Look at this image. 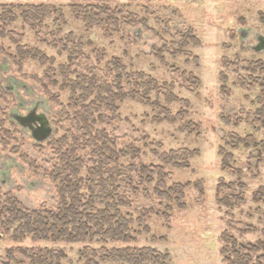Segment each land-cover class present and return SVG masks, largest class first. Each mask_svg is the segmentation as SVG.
<instances>
[{
    "label": "rangeland",
    "instance_id": "374dc122",
    "mask_svg": "<svg viewBox=\"0 0 264 264\" xmlns=\"http://www.w3.org/2000/svg\"><path fill=\"white\" fill-rule=\"evenodd\" d=\"M75 5L106 7L109 13L100 15L101 26H94L71 12ZM4 6L15 8V23L2 21ZM37 6L50 7V16L25 21L22 13ZM110 15L114 20L105 21ZM259 36L264 37V0H0V211L17 201L27 211L57 213L61 180L69 174L62 170L61 157L74 148L82 161L76 180L80 194H89L86 181L96 169L109 188L119 186L129 205L121 213L132 218L135 239H18L16 225L5 226L3 210L0 264H39L34 261L40 254L52 264L47 252H62L65 259L59 264H125L109 253L127 248L151 249L165 256V264H225L222 248L234 260L238 247L249 245L258 247L249 254L252 264H264V128L256 122L257 111L264 108V51L253 50ZM113 59L126 70L123 91H134L136 81L129 76L143 73L160 86L150 103L173 115L186 111L187 117L154 123L151 108L127 99L115 104V114L103 108L95 113L91 107L94 119L102 117L103 123L88 134L79 131L78 120L96 95L85 102V93L72 88L84 77L115 88ZM183 73L199 80L196 89ZM170 85L188 106L166 104ZM33 109L52 129L45 142H36L12 119ZM98 133L107 138V158L113 152L133 153L118 163L103 162ZM221 149L231 155L233 173L222 168ZM185 150L197 152L187 169L163 167L169 174L167 188L186 185L182 207L158 197L147 176L130 171L163 166L154 152L174 151L181 158ZM224 234L237 249L222 241Z\"/></svg>",
    "mask_w": 264,
    "mask_h": 264
},
{
    "label": "trees",
    "instance_id": "16d2710c",
    "mask_svg": "<svg viewBox=\"0 0 264 264\" xmlns=\"http://www.w3.org/2000/svg\"><path fill=\"white\" fill-rule=\"evenodd\" d=\"M72 1L88 2L90 0ZM95 1L102 2L103 0ZM70 9L78 19L82 20L86 24L94 26H101L104 21L99 20L100 15H108L109 13L106 7L99 8L94 6L84 7L75 5L71 6ZM3 10L5 11L4 15L6 18L2 19V21L7 20L9 23H15L16 17L12 13L15 8L12 6H4ZM50 12V7L37 6L30 7L29 10L23 12L22 15L25 21H29L31 19L36 20L49 17ZM112 16L110 15L108 20L105 21L114 20ZM191 41L194 46H197L198 42L195 39ZM112 63L116 69L114 81L115 88L106 85H99L94 77L79 78L81 82H76L72 88L74 91L81 90L85 93V102L89 101L87 99L88 97L96 95V100L85 107V117L78 120L79 131L86 132V134H88L97 123H103L101 121L102 117H99L96 120L94 119V114L90 111L91 107L92 111L95 113L99 111V108H103L105 111H110L115 114L119 110L115 104H121L127 99L141 102L144 106L151 108L153 113H155V118L153 119L154 123L181 122L185 119V117H187L186 111L173 115L168 109L160 106L158 103H150L149 96L152 93L157 92L160 86L156 80L143 73L135 74L132 76L133 78L129 76L130 79H134L136 81L134 91H123L121 86L126 70L118 62V60L113 59ZM182 77L187 78L192 90L196 89L199 85V80L193 75H186L183 73ZM169 88L170 91L165 97L166 104L180 102L184 106H188L186 101L178 100V98L173 94V85H170ZM256 114V122H260L264 128V108L257 111ZM79 117L81 116L79 115ZM79 123H83V126L81 127ZM98 136L99 140L97 139V141L102 145L101 156L103 158V162L109 160L112 164L118 163L119 159L128 158L133 153L113 152L110 155V158H107L106 154H104V151H107L108 148L107 138L103 134L99 133ZM244 141L252 142V138H246ZM219 154L222 157V168L229 173H233V170L229 165L231 155L224 154L222 149ZM154 155L159 158L163 166H152L149 168L140 166L139 168H136L139 170H135L131 167L130 171L132 173H136L138 171V173L143 177L147 176L145 182L150 185L155 183L154 191L158 197L167 201H174V203L182 207L183 203L181 204V201L184 200L185 197L186 185H174L167 188L166 180L169 178V174L164 171L163 167L170 166L176 169H187L189 157L197 155V152H189L185 150L183 151L181 158L180 154L174 151L163 153L160 156L154 152ZM61 161L62 170L68 171L69 174L63 175L61 180L58 193L60 205L57 213L52 214L41 211H27L22 209V206L17 201H13L9 204L8 208L0 211V222L2 217L1 215L5 213L8 216V219L5 221V226H7L8 229H11V227L16 225L14 234L18 237V239H24L27 236H31L35 241H50L52 243H85L87 241H103L111 243L135 242V239L132 237L131 230L132 218L124 216L121 213V209L128 208L129 205L120 193V187L109 188L107 185L108 179L103 180V174L97 172L96 169L91 172V178L96 180H92L90 178V180L86 181V185H88L86 187H88L89 194L87 196L82 195L80 194L81 181H76L79 176L77 168L79 165H82V161L77 159L75 149L71 148L69 151L64 153L61 157ZM118 176L120 177L121 173H118ZM57 180H59V178ZM129 185H132V183L129 182ZM230 186L232 185L230 184ZM200 187L201 186H199V188ZM220 188L221 186H218L216 190L217 200H219ZM95 189L99 190L96 191ZM224 201L227 205L230 203L229 199ZM3 210H5V212L2 213ZM147 214L150 215V213ZM143 217H145V214ZM222 241L227 246H232L233 249H237L235 240L228 238L226 234L222 237ZM226 252L227 247L221 249V256L223 257L225 264H252L249 254L258 252V247L250 245L247 247L239 246L233 257L234 260L227 258ZM109 254L114 260L124 262L125 264H146L149 263V261H151L152 264H165V256L162 257L157 252L148 248H127L123 250L115 249ZM46 255L54 261H51L52 264H59L61 260L65 259L62 252H47ZM34 262L46 264L47 258H42V255L40 254Z\"/></svg>",
    "mask_w": 264,
    "mask_h": 264
},
{
    "label": "water",
    "instance_id": "95a60500",
    "mask_svg": "<svg viewBox=\"0 0 264 264\" xmlns=\"http://www.w3.org/2000/svg\"><path fill=\"white\" fill-rule=\"evenodd\" d=\"M258 43L253 48L254 52L259 53L264 51V37L259 36ZM36 110H31L26 116L21 117L13 115L12 119L24 130H27L32 139L41 143L47 141L52 135V129L46 117L43 114H35Z\"/></svg>",
    "mask_w": 264,
    "mask_h": 264
},
{
    "label": "flooded vegetation",
    "instance_id": "af4514ba",
    "mask_svg": "<svg viewBox=\"0 0 264 264\" xmlns=\"http://www.w3.org/2000/svg\"><path fill=\"white\" fill-rule=\"evenodd\" d=\"M35 114H37V111H36V113Z\"/></svg>",
    "mask_w": 264,
    "mask_h": 264
}]
</instances>
